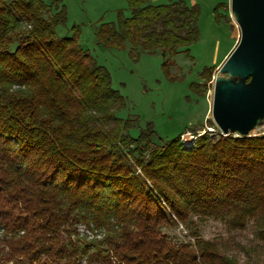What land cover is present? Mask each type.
<instances>
[{"label": "trees", "instance_id": "1", "mask_svg": "<svg viewBox=\"0 0 264 264\" xmlns=\"http://www.w3.org/2000/svg\"><path fill=\"white\" fill-rule=\"evenodd\" d=\"M128 4L131 16L98 29L107 47L161 51L166 71L167 55H190L197 4ZM67 19L62 0H0V264H242L196 219L253 221L264 241V135L205 136L192 149L181 135L155 143L152 123L132 136L138 118L119 115L127 100L110 71L58 34ZM80 224L104 236L81 237ZM180 224L193 243L162 230Z\"/></svg>", "mask_w": 264, "mask_h": 264}, {"label": "rangeland", "instance_id": "2", "mask_svg": "<svg viewBox=\"0 0 264 264\" xmlns=\"http://www.w3.org/2000/svg\"><path fill=\"white\" fill-rule=\"evenodd\" d=\"M52 5L54 0H43ZM153 4H164L178 0H150ZM188 5L197 4L200 10V39L190 48V55L180 53L167 55L170 64L163 67L165 57L161 51L150 53L135 50L131 46L107 47L98 37L102 23H117L119 12L131 16L128 0H62L67 9V22L58 27L62 36H75L82 47L89 50L97 62L111 73L113 87L127 100V107L120 112L123 118H138L130 133L137 137L141 128L152 123L157 135L153 139L172 140L181 135L183 148L192 149L198 139L209 136L233 135L223 133L213 119L212 107L216 78L222 63L227 59L241 38V29L231 10V0H184ZM55 7L48 9L50 16ZM17 42L11 45L14 49ZM206 68H214L204 77ZM200 83L202 93L192 90V83ZM264 135V123L253 129L249 137ZM148 155V153H147ZM196 228L204 239L214 240L220 251L242 264H264V241L257 236V227L250 221L244 229H232L225 220L196 219ZM176 243L194 242L193 229L185 224L163 227ZM80 236L88 239L104 236L83 224L78 225Z\"/></svg>", "mask_w": 264, "mask_h": 264}, {"label": "water", "instance_id": "3", "mask_svg": "<svg viewBox=\"0 0 264 264\" xmlns=\"http://www.w3.org/2000/svg\"><path fill=\"white\" fill-rule=\"evenodd\" d=\"M241 29L215 81L213 119L223 133L247 136L264 123V0H231Z\"/></svg>", "mask_w": 264, "mask_h": 264}]
</instances>
